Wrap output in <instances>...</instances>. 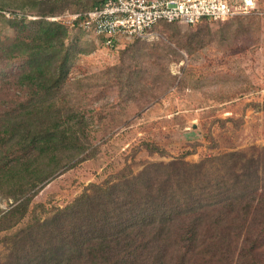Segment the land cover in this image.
Listing matches in <instances>:
<instances>
[{
  "label": "rangeland",
  "instance_id": "obj_1",
  "mask_svg": "<svg viewBox=\"0 0 264 264\" xmlns=\"http://www.w3.org/2000/svg\"><path fill=\"white\" fill-rule=\"evenodd\" d=\"M0 1L7 3L0 12V41H5L14 35L9 27L13 12L18 19L23 14L13 5L32 0ZM55 8L43 19L69 29L64 42L71 49L68 76L52 103L65 122L66 145L31 161L29 178L52 174L33 189L32 183L19 188L26 178L9 180L0 173V264L17 263L21 257L15 253L21 247L23 255L33 252L32 257H39L55 237L45 235L41 224L51 222L82 194H93L94 187L114 183L127 172L136 175L143 167L152 172L158 167L157 189L183 175L182 181H193L190 202L216 206L202 209L234 203L235 212L225 216L236 226H231L230 242L225 243L230 250L225 252L222 244L198 248L199 264H264V210L257 202L264 187V15L196 26L158 24L142 38H124L109 46L67 27L65 19L79 9L72 0H59ZM40 18L35 12L25 15L27 21ZM23 64L16 58L0 62V74H6L0 75V152L6 156L0 171L19 156L17 124L27 125L25 140H30L39 131L38 118L45 117L38 109L16 117L23 110L14 108L27 94L14 80ZM6 111H14L11 122L4 120ZM46 114L47 121L54 119L55 113ZM232 168L249 172V178L239 174L235 188L231 183L238 177L227 178ZM19 205L24 206L12 212ZM243 205L249 209L241 210ZM145 238L153 240L149 234ZM164 243L176 245L175 233ZM65 248L72 251L67 244ZM81 251L77 264L100 260L93 246ZM159 254L158 264H173L170 253Z\"/></svg>",
  "mask_w": 264,
  "mask_h": 264
},
{
  "label": "trees",
  "instance_id": "obj_2",
  "mask_svg": "<svg viewBox=\"0 0 264 264\" xmlns=\"http://www.w3.org/2000/svg\"><path fill=\"white\" fill-rule=\"evenodd\" d=\"M72 1L79 8L74 13H84L106 0H95L94 3ZM57 2L59 0H32L27 4L24 2L21 5L14 4V10L21 11L22 17L18 19L19 15L13 12L15 17L9 21V27L13 29L14 35L5 41H0V62L16 58L24 63L22 70L14 77L15 83L27 91L26 100L19 102L18 107L14 108L15 111L23 110L16 114V117L28 116L33 109L40 110L46 118H48L47 111L55 113L54 119L48 121L45 117L38 118L40 125H35L39 131L34 139L31 137L30 140H25L24 130L27 125L24 122L17 124L18 137L15 146L19 156L14 157L12 160L14 163L12 162L10 168L3 166V171L0 173L8 176L9 180L26 178V182L19 185V188L32 183L30 187L33 189L50 177L51 173L43 177L29 178L28 176L33 172L29 171L31 161L40 159L45 154L55 151L59 145L66 143L67 137L63 136L66 130L63 127L65 122L60 119L57 113L59 111L52 108V103L55 90L68 76L71 49L65 48L64 42L69 29L43 19L56 11ZM6 6V1H0V12L5 11ZM31 12L37 13L41 18L27 21L25 15ZM78 30L82 33V30ZM13 112L6 111L7 118L4 120L11 122L14 117ZM43 119L44 122L41 121ZM26 144L32 147L31 152H26ZM10 150L8 149L6 153ZM1 152L0 165L6 157ZM197 167L195 165L193 169L196 170ZM231 170L232 173H229L227 178L238 177L237 181L231 183L232 188L239 186L241 180L239 174L249 178L247 170L235 168ZM157 173H159L158 167L154 172L151 167L148 169L143 167L136 175L127 172L114 183L94 187L91 195L82 194L62 211H57L51 222L49 220L41 224L45 235L55 236L49 243L48 250L41 251L39 257H32L33 252L23 255L24 249L21 247L15 253V256L21 258L15 264H75L81 255L78 250L82 249L81 252H85L89 246H93V253L100 254V260L94 264H158L159 253L165 251L170 253L173 264H186L188 261L199 264L195 259L198 248L204 249L210 245L209 249H217L219 244L225 247V243L230 242L228 232L233 230L232 227H236L233 225L234 219L225 217L235 212L234 203L228 202L218 208L202 209V207L216 206L210 204L213 203L211 201L206 206L201 205L199 201L190 202L189 198L194 192L193 181H182L185 178L183 175L167 183L162 182V185L158 184L157 189ZM168 179L167 174L165 180ZM194 179L196 182L199 181L197 177ZM260 192L263 193L257 202L259 208L264 210V187ZM217 193L219 195V191ZM23 206L15 207L12 212H18ZM239 208L247 211L249 206L243 205ZM244 224L245 222H241V225ZM170 232L175 233L176 245L169 247L164 241L168 240ZM145 234H149L153 240L146 239ZM65 243L72 249L70 253L67 251L68 248H65ZM161 243L163 247L160 250L158 246ZM229 250L230 246H226L225 252ZM46 251H50L49 255Z\"/></svg>",
  "mask_w": 264,
  "mask_h": 264
},
{
  "label": "built area",
  "instance_id": "obj_3",
  "mask_svg": "<svg viewBox=\"0 0 264 264\" xmlns=\"http://www.w3.org/2000/svg\"><path fill=\"white\" fill-rule=\"evenodd\" d=\"M252 13L264 15V0H106L87 12L62 18L67 27L113 46L124 38H142L159 23L196 26Z\"/></svg>",
  "mask_w": 264,
  "mask_h": 264
}]
</instances>
